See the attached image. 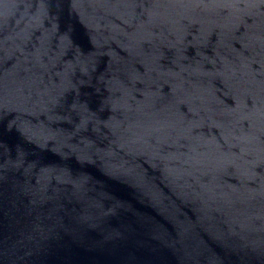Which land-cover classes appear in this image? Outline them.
Listing matches in <instances>:
<instances>
[{"label":"water","instance_id":"obj_1","mask_svg":"<svg viewBox=\"0 0 264 264\" xmlns=\"http://www.w3.org/2000/svg\"><path fill=\"white\" fill-rule=\"evenodd\" d=\"M0 264H264V0H0Z\"/></svg>","mask_w":264,"mask_h":264}]
</instances>
